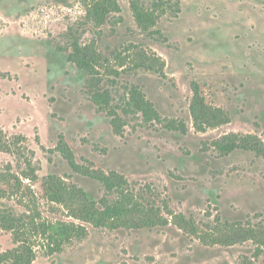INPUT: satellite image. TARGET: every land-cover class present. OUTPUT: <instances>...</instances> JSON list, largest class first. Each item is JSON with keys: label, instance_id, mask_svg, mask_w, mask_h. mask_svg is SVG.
Returning <instances> with one entry per match:
<instances>
[{"label": "rangeland", "instance_id": "1", "mask_svg": "<svg viewBox=\"0 0 264 264\" xmlns=\"http://www.w3.org/2000/svg\"><path fill=\"white\" fill-rule=\"evenodd\" d=\"M141 1L147 7L153 2ZM119 2L121 11L96 27L79 0H0V129L14 151L0 150V172L22 174L36 166L40 179L32 185L43 217L72 220L46 199L43 177L56 175L96 201L105 190L70 166L58 149L64 139L84 169L124 175L170 222L112 228L77 219L87 236L52 254L39 244L32 264H264L253 239L228 245L200 238L219 235L225 222L264 231V156L222 154L212 144L231 133L252 134L264 144V0H164L166 10L151 32L137 25L132 0ZM75 36L103 52L119 74L102 67L97 84L82 72L68 57ZM140 50L162 58L165 74L131 69ZM194 83L209 105L228 114V123L195 128ZM133 86L162 121L123 114ZM96 87L110 90L125 120L122 133L92 100ZM170 120L187 131L165 127ZM9 197L0 196V205L21 210L20 201ZM173 214L194 220L196 230L182 228ZM16 245L14 235L0 228V253Z\"/></svg>", "mask_w": 264, "mask_h": 264}, {"label": "trees", "instance_id": "2", "mask_svg": "<svg viewBox=\"0 0 264 264\" xmlns=\"http://www.w3.org/2000/svg\"><path fill=\"white\" fill-rule=\"evenodd\" d=\"M85 8L86 20L92 25H104L109 16L121 11L119 0H79ZM132 9L139 28L151 32L157 26L161 14L166 10L164 0H153L147 7L141 0H132ZM69 60L99 84L101 68L107 72L118 71L107 64L110 59L96 47L89 49L83 46L80 38L74 37L70 44ZM119 58L117 54L115 58ZM133 70H149L164 75L165 63L156 54L138 51L133 58ZM129 69V68H128ZM127 69V70H128ZM126 70V69H124ZM123 72V71H122ZM111 74V73H110ZM95 83V84H96ZM194 96L190 110L194 126L198 131H207L229 122V116L221 108L209 105L197 83L193 84ZM92 100L102 111L111 117L112 125L117 133H122L125 124L124 117L115 109L111 92L108 89L95 88L91 93ZM123 114H139L144 122L155 123L162 118L154 104L146 97L139 86L130 89L128 100L122 107ZM170 129L187 131L185 125H179L175 120L165 124ZM5 132L0 129V150L14 152ZM21 136L17 137L19 141ZM222 154H231L236 150H247L264 156V144L255 135L226 134L212 143ZM58 149L68 158L70 166L78 172H84L97 179L105 190L99 200H92L88 194L74 184H68L56 175L43 177L46 187L45 197L50 203L59 204L67 211L72 220L52 221L43 217L38 206L39 196L32 183L40 179L38 168L29 165L22 174L10 170L0 172V196L17 198L22 207L17 210L11 205H0V228L10 231L17 245L0 253V264H32L37 256L39 244L48 248V253L59 252L73 240H82L88 234L87 226L81 221H91L96 226L153 228L166 225L170 221L161 216V209L154 202H143L139 193L133 191L124 175L117 171H94L84 169L74 158L68 144L61 139ZM29 180L30 182H26ZM7 188H3V186ZM172 215V213L170 212ZM175 221L185 230H196L195 222L182 214H173ZM77 219L81 221L77 222ZM237 223L225 222L219 229V235H200V238L210 244H235L253 239L259 244L256 254L264 253V231L253 228H241ZM216 229V228H215ZM215 232V230H214ZM212 236V237H209Z\"/></svg>", "mask_w": 264, "mask_h": 264}]
</instances>
